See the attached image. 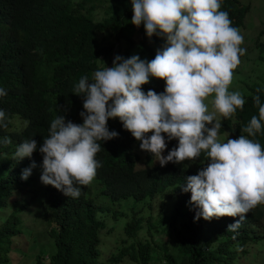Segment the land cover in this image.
Listing matches in <instances>:
<instances>
[{
    "label": "clouds",
    "instance_id": "9594fccd",
    "mask_svg": "<svg viewBox=\"0 0 264 264\" xmlns=\"http://www.w3.org/2000/svg\"><path fill=\"white\" fill-rule=\"evenodd\" d=\"M57 1L16 0L18 13L11 21L5 22L0 10V33L16 30L33 19L42 30L45 10ZM131 2V42L116 41L109 53L102 54V64L95 72L78 80L71 94L59 101L62 107L56 115L46 113L48 104L32 102L24 69L12 66L6 81L0 82V136L5 137L0 146L18 145L10 159L13 170L28 183L11 199L19 203L24 230L29 232L28 222L48 228L47 234L58 226L44 214L43 202L48 195L47 200L65 201L76 213L82 201H90L96 207L94 219L101 224L100 237L110 217L115 224L125 220V233L132 217L129 220L116 209L138 204L123 198L130 186L159 188L185 171L180 194L194 206V220L202 217L235 231L245 219L244 224L255 232L251 233L259 249L263 248L259 242L264 240V150L247 136L235 138L229 130L218 134L220 121L245 104L238 92L228 91L232 70L246 51L240 48L243 36L232 26L229 14L220 10V0ZM82 4L79 0L73 6ZM142 23L149 38L159 36L154 59L138 50L144 36L139 42L134 40ZM150 76L156 77L158 86L166 81L164 92L148 90L145 94L141 90ZM212 94L215 111L209 112L204 100ZM253 99L259 112L243 129L248 136L259 132L264 121V104L258 95ZM7 101L13 103L9 109L4 105ZM218 135L226 139L218 141ZM108 157L124 161L120 172L108 175L118 182L97 184L93 179L96 170H101ZM142 159L144 167H139ZM185 160H192L196 167L176 166ZM171 195L169 190L141 202L160 200L157 213ZM167 203L171 202L164 201L160 212ZM35 206L38 209L32 211ZM149 206L151 211L153 203ZM10 212L2 213V219ZM237 216L235 222L232 217ZM114 230L115 225L109 231ZM32 234L26 233V239L17 245L28 242ZM256 246L251 245L250 252Z\"/></svg>",
    "mask_w": 264,
    "mask_h": 264
},
{
    "label": "trees",
    "instance_id": "16d2710c",
    "mask_svg": "<svg viewBox=\"0 0 264 264\" xmlns=\"http://www.w3.org/2000/svg\"><path fill=\"white\" fill-rule=\"evenodd\" d=\"M77 1L58 0L50 5L44 12L46 25L41 27L42 30L37 19H33L16 30L0 33V82L6 81L12 66L24 69L25 85L32 102L48 104L45 111L50 116L58 113L57 108L62 107L59 101L71 94L74 84L84 76L89 78L102 64L100 56L109 53L116 41L126 39L131 42L134 31L131 0H83L81 6H73ZM220 4V10L229 14L234 28L239 30L245 26L250 10L248 6H243L239 0H220ZM0 10L3 20L11 21L18 13L16 0H0ZM140 29L144 40L138 50L154 59L159 36L149 38L143 23ZM155 81L156 77L150 76L149 83L141 85V90L145 94L148 90L157 94L164 92L166 81L163 80L161 86ZM246 88L242 89L243 108L232 114L234 121L232 115L220 121L222 127L218 134L229 130L235 138L247 136L264 150V121L254 136L243 131L253 116L258 117L259 106L253 97L258 95L264 104V88L257 83L246 85ZM4 105L9 109L13 103L7 101ZM0 139L3 142L5 137L1 135ZM17 146H0V264L9 263L17 242L26 239V233L34 232L24 230L22 218L18 216L19 203L11 201L15 192H21L28 186L13 170L14 163L10 157ZM123 164L124 161L117 157H108L101 170L97 168L93 179H97V184H115L118 179L108 175L120 172ZM184 176L185 171H182L159 188L140 190L130 186L123 196L125 200L132 198L141 203L170 190L171 198L167 196L164 201L171 203H167L160 212L163 201L157 213L150 212L148 218L134 214L126 224V238L119 245L118 253L103 261L100 260L101 224L94 219L96 207L84 200L76 213L72 206H66L65 201L47 200V195L43 202L45 217L58 224L48 232L55 248L48 256L50 264H261L256 262L257 255L250 252V246L258 245V241L251 233H255L253 228L244 224L245 219L235 231H227V228L213 225L202 217L194 220V206L190 200L184 201L180 194ZM6 210L11 212L2 219L1 215ZM232 219L236 222L239 216ZM143 232L144 236H141ZM36 264H44L41 256L37 257Z\"/></svg>",
    "mask_w": 264,
    "mask_h": 264
},
{
    "label": "rangeland",
    "instance_id": "374dc122",
    "mask_svg": "<svg viewBox=\"0 0 264 264\" xmlns=\"http://www.w3.org/2000/svg\"><path fill=\"white\" fill-rule=\"evenodd\" d=\"M243 6L250 8L246 18L245 26L239 29V33L243 36V43L240 45L241 49H246L245 53L240 58L238 66L232 70V81L228 87L230 93L238 92L242 97V89L247 90L246 85L259 84L264 88V0H239ZM138 27L134 33V40L139 42L143 39V33L139 31ZM114 40V36L112 35ZM106 45V44H105ZM165 44L161 43V47ZM137 44L135 45V48ZM214 94L205 98L204 103L208 106L209 112L215 111L212 101ZM221 115L216 114V120L219 121ZM211 127V125H207ZM163 136V133H161ZM226 139L225 136L218 135V141ZM156 162L158 158H156ZM176 166L195 168L196 163L192 160H185L180 163H176ZM139 167H144V159L139 163ZM153 203V207L150 211V204ZM160 204V200L156 202L146 201L135 205H130L128 208H124V205L119 206L116 210H119L126 214L129 218L134 214L137 216L148 218L150 212L154 213L155 208ZM38 209L35 206L32 211ZM126 217V216H125ZM123 219L116 223L109 218L107 221V229L101 234V258L100 260H107L113 254L118 253L119 245L122 240L125 239V233L123 229ZM115 225L114 231H109ZM264 225V218H263ZM27 230H34V234L29 237L28 242L24 241L17 245L16 251H12L10 254L11 264H36L37 257L41 256L44 264H50V257L47 255L53 254L55 251L54 240L47 234L48 228H40L34 224L28 222L26 224ZM144 236V232L141 233ZM169 239L168 236H166ZM263 248L259 249L257 245L253 252H256V262L264 264V240L259 242Z\"/></svg>",
    "mask_w": 264,
    "mask_h": 264
}]
</instances>
